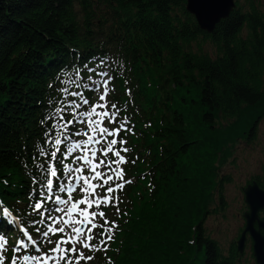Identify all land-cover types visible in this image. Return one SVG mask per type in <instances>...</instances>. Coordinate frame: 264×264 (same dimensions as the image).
<instances>
[{"label": "trees", "instance_id": "obj_1", "mask_svg": "<svg viewBox=\"0 0 264 264\" xmlns=\"http://www.w3.org/2000/svg\"><path fill=\"white\" fill-rule=\"evenodd\" d=\"M185 2L0 0V201L22 223L31 227L25 206L41 121L84 62L106 61L110 102L131 118L134 134L122 135L134 178L117 193L124 215L112 218L121 242L89 253V264H239L236 242L223 253L203 230L213 157L203 140L218 113L236 117L264 100V2L235 0L209 33Z\"/></svg>", "mask_w": 264, "mask_h": 264}, {"label": "snow or ice", "instance_id": "obj_2", "mask_svg": "<svg viewBox=\"0 0 264 264\" xmlns=\"http://www.w3.org/2000/svg\"><path fill=\"white\" fill-rule=\"evenodd\" d=\"M105 63L102 59L90 67L84 62L85 71L58 89L62 98L49 101L52 112L41 121L47 127L33 157L37 175L25 206L31 227L21 226L0 201V264H88L94 256L86 253H106L114 241L120 224L104 208L115 207L117 215H124L117 193L132 181L122 167L129 152L122 133L134 131L122 107L108 102L114 76L103 69ZM12 231L16 239L9 259L5 237Z\"/></svg>", "mask_w": 264, "mask_h": 264}, {"label": "rangeland", "instance_id": "obj_3", "mask_svg": "<svg viewBox=\"0 0 264 264\" xmlns=\"http://www.w3.org/2000/svg\"><path fill=\"white\" fill-rule=\"evenodd\" d=\"M237 1L242 4L244 0ZM188 90L189 88L183 92ZM180 91H182L180 88H175V96L178 97ZM187 95L190 96V93ZM188 101L195 104L190 97ZM196 113L200 115V110ZM257 117L259 119L254 125ZM251 127H255L253 134L250 131ZM208 128L203 130V141L208 142L213 151L212 160L209 159L208 163L210 166L209 179L212 183L205 205L208 212L203 218L202 225L205 233L215 239L222 252L226 253L229 246L239 239L240 232L244 228L243 213L247 211V205L244 201L243 188L250 179L256 176L264 183V100L252 106L243 105L236 117L225 119L218 113ZM193 129L196 130L194 127ZM195 130H192V136L199 135ZM187 161L189 158L185 160ZM135 191L144 194L142 189ZM220 194L223 195L225 201L223 208H219L221 204L217 202ZM138 206L137 202L134 203L125 215L128 217L134 215ZM104 211L108 217L111 211L117 214L114 207H105ZM259 215H264V211H260ZM120 233L119 231L115 234L111 247L114 248L115 245L120 244ZM5 238L8 240L6 247L11 249L16 237L10 235ZM251 245V240L247 239L239 256V264H257ZM91 261H88V264Z\"/></svg>", "mask_w": 264, "mask_h": 264}, {"label": "water", "instance_id": "obj_4", "mask_svg": "<svg viewBox=\"0 0 264 264\" xmlns=\"http://www.w3.org/2000/svg\"><path fill=\"white\" fill-rule=\"evenodd\" d=\"M235 7V0H186L185 8L191 13L200 29L212 32L215 25L229 16ZM247 211L243 213L244 228L236 241V249L242 253L247 234L252 243V253L257 264H264V189L256 182L244 188Z\"/></svg>", "mask_w": 264, "mask_h": 264}, {"label": "flooded vegetation", "instance_id": "obj_5", "mask_svg": "<svg viewBox=\"0 0 264 264\" xmlns=\"http://www.w3.org/2000/svg\"><path fill=\"white\" fill-rule=\"evenodd\" d=\"M251 137H252V135H251ZM252 182H256L260 188L264 189V183L259 179V177L256 176V177L250 179V180L248 181V183L246 184V186H247L248 184L252 183ZM243 195H244V188H243ZM217 202H218L219 204H224L225 201H224V197H223L222 194H220V196H219ZM247 239H250L249 236H247Z\"/></svg>", "mask_w": 264, "mask_h": 264}]
</instances>
